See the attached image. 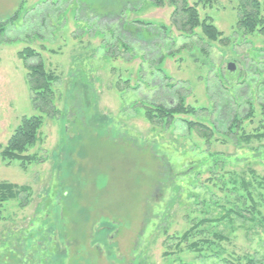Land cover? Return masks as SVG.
<instances>
[{
	"label": "rangeland",
	"instance_id": "1",
	"mask_svg": "<svg viewBox=\"0 0 264 264\" xmlns=\"http://www.w3.org/2000/svg\"><path fill=\"white\" fill-rule=\"evenodd\" d=\"M153 1L0 0V146L22 117L42 115L17 54L33 49L57 77L54 114L42 115L26 152L36 161L22 168L0 159V182L29 189L0 207V264L264 259V137L245 140L264 135V33L236 28L239 0L198 6L200 19L222 33L216 42L200 29L180 32L169 0ZM133 21L150 24L149 40L117 42L113 34ZM179 103L195 113L145 117ZM234 115L239 124L227 134ZM186 122L213 136L200 138ZM247 194L259 206L255 221L236 214L250 206ZM204 219L213 222L199 228L209 242L196 253L180 239Z\"/></svg>",
	"mask_w": 264,
	"mask_h": 264
},
{
	"label": "trees",
	"instance_id": "2",
	"mask_svg": "<svg viewBox=\"0 0 264 264\" xmlns=\"http://www.w3.org/2000/svg\"><path fill=\"white\" fill-rule=\"evenodd\" d=\"M215 0H196L193 6H189L186 3V0H179V4L175 0H169V2L174 6V11L171 17L172 24L178 28V30L185 34H190L196 29H200L202 35L209 42H216L220 40L222 33H220L216 27L211 23L210 19L207 17L203 20L200 19L198 13V6L202 5L204 7H211L214 4ZM154 5L157 7L162 6V0H154ZM238 17L236 21V28L240 31H243L246 34L264 33V17L261 15V6L258 0H239L238 6ZM18 16L16 12L11 18L7 20L10 22L15 20ZM6 26V23L0 24V28ZM128 27L129 32L122 35L121 32L119 35L113 34L114 39L119 43H124L123 40L130 38L132 40H149L151 34L150 24L143 23L142 21H133L130 24L125 23L123 28ZM130 41V40H129ZM18 59L23 61L26 69V79L28 89L30 91V100L32 107L39 111L42 115L48 116L54 114V105H53V91L52 84L57 80V77L50 72H47L43 66L42 61L37 52L33 49L25 48L17 54ZM37 59L36 63L33 65H27V61ZM161 62V61H160ZM227 72V70H226ZM234 73L227 72L228 77H231ZM195 110L192 108H185L182 104H178L175 107L167 108L165 106H157L155 109H146L145 117L148 121L153 122V120L159 119L161 122L166 119H172L173 115L178 114H194ZM42 115L31 116V117H22L18 126L13 131L10 138L7 140L4 146H0V159L6 162H19L24 168L28 164H31L36 161V155H26L28 148L33 147L39 139V132L43 125ZM239 124L237 121L236 115H234L231 120L228 122L226 127L227 134L231 133L232 129ZM185 127L187 131H195L197 135L208 141L213 136L212 130L201 123L198 122H186ZM252 136V137H251ZM264 135H248L245 137V140L248 142L252 139H260ZM213 158V157H211ZM245 189L247 184L244 185ZM29 189L25 186H18L11 183L0 182V207L10 201L19 200L22 194H28ZM250 200V206L246 210H241L236 212V214L247 220L248 217L250 221H255L254 214H257L261 217L260 212L258 211V204L253 200L250 194H247ZM27 199L23 201L22 205L27 203ZM235 210L230 209L227 213H233ZM243 216L240 213H244ZM249 216H248V215ZM259 217V218H260ZM212 221L208 219L192 221L190 229H188L181 237L180 241L188 243V250H193L196 253L201 252V246L207 244L209 240H206L203 231H199V228L206 223H211ZM264 222V217H263ZM213 223V222H212ZM214 239L221 241L225 238L214 235ZM189 241V242H188ZM201 254V253H200ZM201 256V255H200ZM203 257H206L202 255ZM214 257L219 258V256L214 255ZM244 261V264H263L264 259H256L255 257L244 256L240 257H231L228 256V259L223 258L224 264H242L241 261Z\"/></svg>",
	"mask_w": 264,
	"mask_h": 264
},
{
	"label": "water",
	"instance_id": "3",
	"mask_svg": "<svg viewBox=\"0 0 264 264\" xmlns=\"http://www.w3.org/2000/svg\"><path fill=\"white\" fill-rule=\"evenodd\" d=\"M226 70H227V72H229V73H234V72H235V64L229 62V63L227 64V66H226Z\"/></svg>",
	"mask_w": 264,
	"mask_h": 264
}]
</instances>
